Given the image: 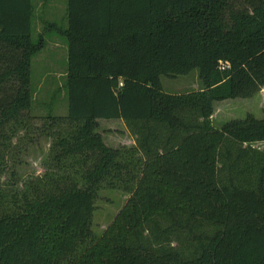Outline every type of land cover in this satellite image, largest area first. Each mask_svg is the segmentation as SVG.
Instances as JSON below:
<instances>
[{"label":"trees","instance_id":"trees-1","mask_svg":"<svg viewBox=\"0 0 264 264\" xmlns=\"http://www.w3.org/2000/svg\"><path fill=\"white\" fill-rule=\"evenodd\" d=\"M32 17L0 0V264H264V117L211 118L264 88V0H67V113L40 118ZM195 68L200 89L164 90ZM101 118L135 144L108 146ZM33 130L49 154L23 177ZM101 188L129 196L97 235Z\"/></svg>","mask_w":264,"mask_h":264},{"label":"rangeland","instance_id":"rangeland-1","mask_svg":"<svg viewBox=\"0 0 264 264\" xmlns=\"http://www.w3.org/2000/svg\"><path fill=\"white\" fill-rule=\"evenodd\" d=\"M66 26L67 0H33L32 37H42L43 47L32 58L33 102L30 113L39 118L47 113H67V42L58 32ZM161 81L164 90L169 93L192 91L201 87L197 68L184 75H163ZM248 113L257 118L264 117V88L251 97L215 101L211 118L213 125L219 127L228 120L244 118ZM98 123L97 132L108 146L118 148L135 144V137L122 119L101 118ZM34 124L39 126L41 120L35 119ZM31 134L34 135V140L22 152L18 166L19 175L23 177L44 172V161L48 157L51 144V139L37 135V130L31 131ZM253 146L264 149V141L256 142ZM128 196L129 194L122 190H99L91 221L95 234L103 232Z\"/></svg>","mask_w":264,"mask_h":264},{"label":"built area","instance_id":"built-area-1","mask_svg":"<svg viewBox=\"0 0 264 264\" xmlns=\"http://www.w3.org/2000/svg\"><path fill=\"white\" fill-rule=\"evenodd\" d=\"M225 66H227L226 64L224 66H222V68H224Z\"/></svg>","mask_w":264,"mask_h":264}]
</instances>
